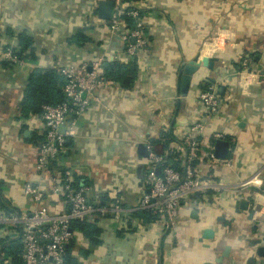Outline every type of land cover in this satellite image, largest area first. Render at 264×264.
<instances>
[{
  "label": "crops",
  "instance_id": "obj_1",
  "mask_svg": "<svg viewBox=\"0 0 264 264\" xmlns=\"http://www.w3.org/2000/svg\"><path fill=\"white\" fill-rule=\"evenodd\" d=\"M101 1L113 4L0 0V213L34 207L23 187L37 181L34 166L44 129L39 115H21L30 73L100 59L134 63L132 86L99 91L98 101L78 119L76 135L66 140L67 150L55 169L66 168L76 187L94 185L101 192L99 204L135 208L146 191L150 153L165 158L171 154L184 164L181 133L203 122L198 96L208 78L224 90L218 115L199 136L203 152L196 165L205 178L222 179L229 188L217 200L208 193L183 204L170 230L132 213L121 221L109 214L95 216L90 222L99 230L94 243L73 231L68 246L75 263L246 264L254 258L255 264H264V197L254 196L261 203L256 202L258 213L252 210L253 195H264V0L126 2L141 10L144 22L146 47L133 58L126 56L118 34L108 32L107 21L99 19ZM21 33L31 39L26 52L32 50L33 59L10 63L2 53L19 48ZM76 36L79 44L70 43ZM199 53L217 61L213 70L200 66L182 96L180 70ZM241 58H249L246 71ZM215 133L222 139L215 140ZM152 141L158 143L152 146ZM165 142L168 147L162 150ZM217 142L227 144L224 159L215 157ZM255 175V184L239 188ZM231 188L238 192L229 193ZM242 202H247L246 209L240 207ZM60 209L55 200V212ZM205 230L212 231V239L203 237ZM12 241H18L15 232L5 230L0 264H10L4 248ZM226 249L228 256H222Z\"/></svg>",
  "mask_w": 264,
  "mask_h": 264
},
{
  "label": "built area",
  "instance_id": "obj_2",
  "mask_svg": "<svg viewBox=\"0 0 264 264\" xmlns=\"http://www.w3.org/2000/svg\"><path fill=\"white\" fill-rule=\"evenodd\" d=\"M112 1L113 7L106 28L109 33L118 34L124 43L126 56L133 58L138 51L146 47L141 10L138 7H130L124 0ZM125 11L133 20L132 28L122 19ZM2 57L10 63L21 62L9 49L2 53ZM240 62L243 71H246L250 64L249 58H241ZM103 63L100 59L90 64H70L56 70L64 79V100L42 107L39 116L44 134L43 141L37 147L34 166L37 181L27 182L23 187L24 195L31 200L34 207L21 212L0 213V237L5 230L15 232L21 245L22 264H64L66 247L73 238V221L92 222L95 216L101 218L107 214L115 221H121L130 213L143 210L153 215L164 230H170L175 226L183 204H192L195 196L208 193H212L217 200L220 193L227 192L229 188L222 179H207L201 175L197 165H191L193 162L201 164L199 136L207 123L218 115L220 109L217 88L208 78H205V88L198 96L203 107V122L195 123L181 133V146L185 155L184 174L166 165L164 156L150 153L147 158L150 167L144 177L146 191L135 208H125L120 203L99 206L96 201L101 192L95 189L94 185L74 187L66 168L56 170V163L67 150L66 140L76 135L78 119L93 102L98 101L99 91L109 86L115 92L121 90L117 83L106 78ZM61 128L64 130L61 131ZM213 138L219 140L222 135L215 133ZM158 169L161 171L159 175L156 172ZM256 178L257 175L248 178L238 185L239 188L255 184ZM228 192L233 194L238 191L231 188ZM254 196L264 197L260 193H255ZM55 200L61 204L62 210L55 212ZM253 203L252 210L256 214L258 210L255 197ZM261 226L264 227V216Z\"/></svg>",
  "mask_w": 264,
  "mask_h": 264
},
{
  "label": "trees",
  "instance_id": "obj_3",
  "mask_svg": "<svg viewBox=\"0 0 264 264\" xmlns=\"http://www.w3.org/2000/svg\"><path fill=\"white\" fill-rule=\"evenodd\" d=\"M129 2L131 0H125ZM140 15L142 13L140 11ZM122 19L127 23L129 28H132L134 23L133 20L127 16L126 11L122 15ZM81 38L76 36L70 43L79 44ZM32 45L31 39L25 34L19 35V48L12 51L13 55L18 60H24L26 58L33 59L30 50L26 52ZM104 73L108 80L116 82L122 88H129L134 83L137 66L134 63H103ZM64 86V79L58 74L56 70L53 69H34L27 78L26 85L23 91V95L20 101V110L23 117L28 115H40L42 107L44 105H53L60 103L64 100V95L62 88ZM157 141H152L151 145L157 144ZM169 142H165L162 150H165ZM165 146V147H164ZM200 152H203V148H200ZM197 162H193L192 167L196 166ZM166 165L170 166L174 170L184 174V164L178 161L176 156L169 155L166 157ZM76 187L75 185H73ZM1 203V202H0ZM2 204V203H1ZM99 204V202H98ZM99 206H104L99 204ZM134 217L145 218L148 221L155 219L147 211L137 210L132 212ZM71 229L73 231H78L83 237L88 239L90 242H95V237L98 235V228L86 220L73 221L71 224ZM69 245V244H68ZM4 254L10 259V264H22L21 262V245L19 240L12 241L7 244L4 248ZM70 246L66 247L64 264H76L75 259L72 257Z\"/></svg>",
  "mask_w": 264,
  "mask_h": 264
},
{
  "label": "water",
  "instance_id": "obj_4",
  "mask_svg": "<svg viewBox=\"0 0 264 264\" xmlns=\"http://www.w3.org/2000/svg\"><path fill=\"white\" fill-rule=\"evenodd\" d=\"M113 4L111 1H101L98 4V17L99 19L103 21H108L111 15ZM201 55L200 53L197 54L192 60L188 61L180 70V78L182 81L181 84V89H180V94L182 96H185L188 88L190 86L191 78L192 76L199 70L200 66L206 67L208 70H213L214 63L217 61V58L211 57V58H200ZM199 59H202L201 62ZM215 83L214 81H212ZM224 87L223 86H218L217 87V93L219 95L223 94ZM61 130H64V128H61ZM29 131L24 132V136L28 137L29 136ZM226 153H227V144L225 142H217L215 146V157L219 159H224L226 158ZM157 174H160V169H158ZM240 207L246 209L247 208V202H242L240 204ZM203 237L206 239H212L213 234L211 230H205ZM222 256H228L227 254V249L225 252L222 254ZM246 264H255V259L250 258Z\"/></svg>",
  "mask_w": 264,
  "mask_h": 264
},
{
  "label": "bare ground",
  "instance_id": "obj_5",
  "mask_svg": "<svg viewBox=\"0 0 264 264\" xmlns=\"http://www.w3.org/2000/svg\"><path fill=\"white\" fill-rule=\"evenodd\" d=\"M259 199L261 200V197H259ZM262 199H263V198H262ZM256 202H257V203H261V201H257V200H256Z\"/></svg>",
  "mask_w": 264,
  "mask_h": 264
},
{
  "label": "rangeland",
  "instance_id": "obj_6",
  "mask_svg": "<svg viewBox=\"0 0 264 264\" xmlns=\"http://www.w3.org/2000/svg\"><path fill=\"white\" fill-rule=\"evenodd\" d=\"M2 257V256H1Z\"/></svg>",
  "mask_w": 264,
  "mask_h": 264
}]
</instances>
